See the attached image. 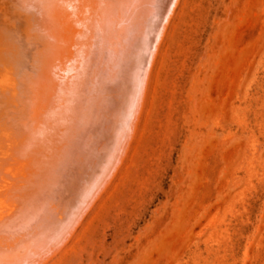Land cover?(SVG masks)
I'll return each instance as SVG.
<instances>
[{
	"label": "rangeland",
	"instance_id": "obj_1",
	"mask_svg": "<svg viewBox=\"0 0 264 264\" xmlns=\"http://www.w3.org/2000/svg\"><path fill=\"white\" fill-rule=\"evenodd\" d=\"M154 54L102 191L0 230L6 264H264V0H177Z\"/></svg>",
	"mask_w": 264,
	"mask_h": 264
},
{
	"label": "bare ground",
	"instance_id": "obj_2",
	"mask_svg": "<svg viewBox=\"0 0 264 264\" xmlns=\"http://www.w3.org/2000/svg\"><path fill=\"white\" fill-rule=\"evenodd\" d=\"M176 3L0 0V205L8 203L0 214V230L36 228L45 222L41 217L32 226L37 206L42 211L38 215L44 210L67 212L79 195L92 200L102 191H94L103 174L97 164L107 163L104 170L113 165L117 150L110 144L112 136L117 145H128L119 143L130 119L135 121L132 113H139L136 106L145 92L150 62ZM98 126L103 127L101 143ZM127 132L125 140L131 130ZM55 135H60L58 143L51 139ZM51 145L53 152L48 153ZM24 213L29 214L24 221L13 220ZM14 249H0V263L23 254Z\"/></svg>",
	"mask_w": 264,
	"mask_h": 264
}]
</instances>
